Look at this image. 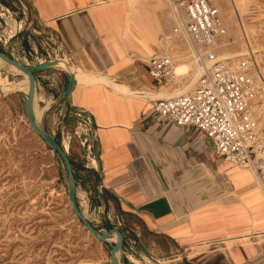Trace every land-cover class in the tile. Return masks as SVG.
Listing matches in <instances>:
<instances>
[{"label":"crops","instance_id":"0c3cea01","mask_svg":"<svg viewBox=\"0 0 264 264\" xmlns=\"http://www.w3.org/2000/svg\"><path fill=\"white\" fill-rule=\"evenodd\" d=\"M175 1L5 0L6 11L58 50L55 58L34 60L22 37L24 56L6 54L25 65L65 59L80 70L65 99L70 71L60 65L37 71L34 106L62 146L60 135L83 129L85 159L73 158L80 153L69 136L66 149L75 165L77 201L80 190L88 210H102L95 221L86 216L100 233L112 226L122 231L125 262L264 264V193L253 173L217 156L203 132L154 110L151 94L170 93L181 83L148 73L149 58L171 55L173 43L184 59L173 32ZM20 35L18 29L7 40L12 44ZM12 70L3 76L17 85L7 92L26 116L28 91ZM90 74L96 79L87 82ZM53 162L55 171L49 170L59 184L62 174Z\"/></svg>","mask_w":264,"mask_h":264},{"label":"rangeland","instance_id":"374dc122","mask_svg":"<svg viewBox=\"0 0 264 264\" xmlns=\"http://www.w3.org/2000/svg\"><path fill=\"white\" fill-rule=\"evenodd\" d=\"M4 1L0 0V50L23 57L21 42L22 37H26L29 46L34 49L32 52L34 60L58 56L57 46L52 39L42 33L33 32L26 21H19L18 14L6 11ZM210 1L214 3V0ZM218 1L221 5L214 4L219 9L226 31L213 47V52L224 48L238 50V41L243 42L250 37H247V31L239 30L235 12L229 7L227 0ZM244 8L245 12L239 18L244 23L252 25V30L258 31V51L254 55L264 74V0H247ZM236 11L239 13V8ZM18 29H21V33L25 35L15 37L12 45L7 39ZM223 43L226 44L222 45ZM178 48V45L172 44L173 50L170 54L175 61L174 73L178 63L186 65V73L177 77L179 82L187 83L193 75L196 64L191 60L180 59ZM239 60L233 59V63ZM2 64L0 70V264H104V262L111 264L108 257L110 242H100L93 237L72 210L67 194V172L65 173L63 161L61 162L58 156H53L52 159V148L32 129L22 107L15 106L17 101L7 92L9 88L16 87L17 83H6L3 74L7 75L11 71L10 68L15 70L17 68L5 64L0 59V65ZM22 76L23 80L20 82L28 91V77L26 74ZM13 78L18 80L20 75ZM38 112L39 109L34 106L36 118ZM82 134L83 129L79 127L70 134L60 135L59 139L68 149L69 136L72 149L80 153L78 157L73 156L76 161L85 159L81 156ZM69 152L72 153L70 150ZM56 159L62 174L59 184H54L56 172L54 174L49 170L51 166L55 171L53 160ZM78 196V204L83 214L94 221L97 220V214L101 215L102 212L99 211L102 210H88L85 194L78 190ZM111 239L115 241L117 236L114 234ZM148 260L149 264L151 261ZM120 261L127 263L122 257ZM129 262L133 263L130 260Z\"/></svg>","mask_w":264,"mask_h":264},{"label":"built area","instance_id":"2783aa9c","mask_svg":"<svg viewBox=\"0 0 264 264\" xmlns=\"http://www.w3.org/2000/svg\"><path fill=\"white\" fill-rule=\"evenodd\" d=\"M174 35L182 57L208 63L193 87L154 101V110L177 125L196 128L208 137L217 156L250 170L264 193V76L255 57L233 63L216 57L213 47L226 27L210 0L174 2ZM174 59L158 53L148 60L154 79L175 81Z\"/></svg>","mask_w":264,"mask_h":264},{"label":"water","instance_id":"95a60500","mask_svg":"<svg viewBox=\"0 0 264 264\" xmlns=\"http://www.w3.org/2000/svg\"><path fill=\"white\" fill-rule=\"evenodd\" d=\"M0 59L7 65H13L21 72L25 73L28 77V92L26 100V117L32 127V129L41 137V139L46 142L54 151L58 153L61 157L67 172V194L72 207V210L76 217L83 223L86 229L100 242H106L110 240L113 235L117 236V239L113 241V245L109 250V260L111 264H124L120 261V258L124 256V236L122 231L116 227L112 226L106 229V231L100 233L88 220V218L81 211L77 197H76V180L74 176L73 166L70 157L62 144L54 137V135L47 130V128L42 124V122L37 120L34 113V93L36 90V76L37 71L46 69L54 65L55 61L48 60L42 63H36L31 65H25L20 61L14 59L10 55L0 50ZM3 65H0V70ZM74 82V73L70 72L68 77V82L63 93V98L65 99L72 87ZM125 264H133L127 261Z\"/></svg>","mask_w":264,"mask_h":264},{"label":"bare ground","instance_id":"6f19581e","mask_svg":"<svg viewBox=\"0 0 264 264\" xmlns=\"http://www.w3.org/2000/svg\"><path fill=\"white\" fill-rule=\"evenodd\" d=\"M247 0H227V3L230 5L229 7L232 9V11L235 12V15L237 17V25H239V30L243 31L245 30V32L247 31V37H250V39L248 38V40H243V42H240L238 41V44H239V49L238 50H234V49H230V48H224L220 51H216L214 52V54L216 55V57L218 58H221V59H242L246 56H253L255 57L254 53L256 51H258V48H257V38H258V31L256 29L255 30H252L251 26L252 25H249L247 22L244 23L239 17H241V14L245 12V8H244V5L246 3ZM214 3L215 4H218V5H221L220 2L218 0H214ZM221 7V6H220ZM159 8V7H158ZM237 8H239V13L237 10ZM236 35L238 37V31L236 32ZM249 35V36H248ZM245 37V36H244ZM226 43H223L222 45H225ZM52 61H55L54 65H60L61 67L67 69L68 71L72 72V73H76V75L79 77V73L78 71H80L79 69L77 68H74L72 67V65H70L65 59H62V60H52ZM3 65V64H2ZM208 66V63H198L196 64L195 66V70L193 72V75L190 77V79L188 80V82L184 83V82H181L177 88L173 91H171L170 93H168L167 91H160V92H155V94H151L152 97H155V98H170V97H173V96H176V95H179V94H182L188 90H190L193 85H194V82L197 81V79L200 77V75L205 71L206 67ZM5 68V67H4ZM12 69V68H10ZM15 70V69H13ZM15 71H17L18 73H20L21 75H24L25 73L21 72L20 70L16 69ZM187 71V66L182 64V63H178L176 66H175V74H178V75H182L184 73H186ZM75 75V74H74ZM84 75V74H83ZM86 75V74H85ZM91 76V74H90ZM264 76V74H263ZM82 77V76H80ZM85 79V78H84ZM96 78H93V76L91 77H88L86 78L87 82L88 81H92ZM102 79V78H101ZM83 80V78H82ZM109 79H107L106 77H104V81L105 82H108ZM84 81V80H83ZM118 83V82H117ZM113 84V83H112ZM113 86V85H112ZM116 86V85H114ZM121 86V85H120ZM124 88V86H123ZM116 89V88H115ZM120 89V88H119ZM168 90V89H167ZM120 91V90H119ZM128 92H130L128 90ZM133 92V91H132ZM124 93V92H123ZM145 93V92H144ZM137 94V93H135ZM150 95V94H148ZM151 98V97H150ZM39 117H40V110L38 112V115H37V120H39ZM64 148H66V145H64ZM226 169V168H225ZM229 169V168H228ZM231 173V172H230ZM245 183V182H244ZM233 186V185H232ZM228 187V186H227ZM233 192V191H232ZM227 194V193H226ZM239 199V198H238ZM259 214V213H257ZM235 215V214H234ZM237 218V217H236ZM239 218V217H238ZM237 218V220H238ZM242 220V219H241ZM247 220V219H246Z\"/></svg>","mask_w":264,"mask_h":264},{"label":"trees","instance_id":"16d2710c","mask_svg":"<svg viewBox=\"0 0 264 264\" xmlns=\"http://www.w3.org/2000/svg\"><path fill=\"white\" fill-rule=\"evenodd\" d=\"M5 2V1H4ZM56 152V151H55ZM71 160V159H70ZM71 163H72V166H73V171H74V176L76 177V175H75V165H74V162L71 160Z\"/></svg>","mask_w":264,"mask_h":264}]
</instances>
